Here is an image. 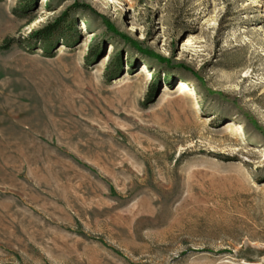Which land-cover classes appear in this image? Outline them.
<instances>
[{
  "label": "rangeland",
  "instance_id": "rangeland-1",
  "mask_svg": "<svg viewBox=\"0 0 264 264\" xmlns=\"http://www.w3.org/2000/svg\"><path fill=\"white\" fill-rule=\"evenodd\" d=\"M42 1L0 0V264H264V0Z\"/></svg>",
  "mask_w": 264,
  "mask_h": 264
},
{
  "label": "trees",
  "instance_id": "trees-1",
  "mask_svg": "<svg viewBox=\"0 0 264 264\" xmlns=\"http://www.w3.org/2000/svg\"><path fill=\"white\" fill-rule=\"evenodd\" d=\"M68 22L62 18L57 19L55 22L48 23L42 28L36 30L35 32L31 33L28 37V40L34 43H40L44 46H49L52 44L53 39H55L58 35L65 39L66 31H67ZM64 42V41H63ZM159 61H163L160 59ZM121 66L120 57L118 58L116 67Z\"/></svg>",
  "mask_w": 264,
  "mask_h": 264
},
{
  "label": "bare ground",
  "instance_id": "bare-ground-1",
  "mask_svg": "<svg viewBox=\"0 0 264 264\" xmlns=\"http://www.w3.org/2000/svg\"><path fill=\"white\" fill-rule=\"evenodd\" d=\"M47 0H43L42 2H46ZM182 84V83H181ZM182 88H183V86H182ZM181 88V89H182ZM226 129H228L229 131H233L234 132V130H235V127L234 126H232V125H230V124H227V128ZM227 130V131H228Z\"/></svg>",
  "mask_w": 264,
  "mask_h": 264
}]
</instances>
